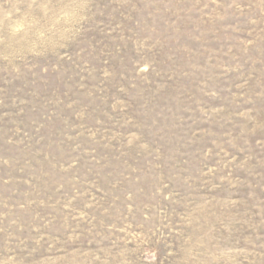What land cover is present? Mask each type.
Listing matches in <instances>:
<instances>
[{"label":"rangeland","instance_id":"rangeland-1","mask_svg":"<svg viewBox=\"0 0 264 264\" xmlns=\"http://www.w3.org/2000/svg\"><path fill=\"white\" fill-rule=\"evenodd\" d=\"M0 264H264V0H0Z\"/></svg>","mask_w":264,"mask_h":264}]
</instances>
